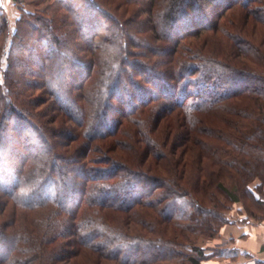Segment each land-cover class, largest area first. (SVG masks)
I'll use <instances>...</instances> for the list:
<instances>
[{
  "label": "trees",
  "instance_id": "16d2710c",
  "mask_svg": "<svg viewBox=\"0 0 264 264\" xmlns=\"http://www.w3.org/2000/svg\"><path fill=\"white\" fill-rule=\"evenodd\" d=\"M10 2L0 264H202L264 220V0Z\"/></svg>",
  "mask_w": 264,
  "mask_h": 264
},
{
  "label": "crops",
  "instance_id": "0c3cea01",
  "mask_svg": "<svg viewBox=\"0 0 264 264\" xmlns=\"http://www.w3.org/2000/svg\"><path fill=\"white\" fill-rule=\"evenodd\" d=\"M3 4L8 5L6 8L13 6L10 0ZM238 208L234 206L235 211ZM236 214V218H231L233 223L223 224L220 229L221 251L202 264H264V221H243V214ZM233 255L235 259H231Z\"/></svg>",
  "mask_w": 264,
  "mask_h": 264
},
{
  "label": "rangeland",
  "instance_id": "374dc122",
  "mask_svg": "<svg viewBox=\"0 0 264 264\" xmlns=\"http://www.w3.org/2000/svg\"><path fill=\"white\" fill-rule=\"evenodd\" d=\"M3 2L5 3V0H3ZM8 6L7 4H4V7L6 9V12H7V15L8 17L10 18L11 20V25H12V22L15 20V16L17 14L16 12V9L11 6V8L7 7ZM29 10L33 9V7H27ZM13 26V25H12ZM232 212H230V215H229V218H236L237 216V211L234 210V207L232 208L231 210ZM264 221V220H263ZM220 238V234L218 235V237L216 238H213V239H208V240H201L198 242V244H201L203 247H206L208 249V251L211 253L212 251H221V246H223L221 243H218L220 240H218Z\"/></svg>",
  "mask_w": 264,
  "mask_h": 264
}]
</instances>
